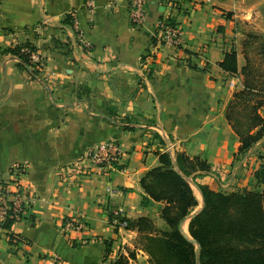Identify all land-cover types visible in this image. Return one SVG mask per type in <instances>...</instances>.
I'll list each match as a JSON object with an SVG mask.
<instances>
[{"label":"crops","instance_id":"crops-1","mask_svg":"<svg viewBox=\"0 0 264 264\" xmlns=\"http://www.w3.org/2000/svg\"><path fill=\"white\" fill-rule=\"evenodd\" d=\"M86 1L0 0V187L13 192L17 181L34 200L9 229L0 224V264H113L120 256L149 264L143 235L114 230L108 216L121 210L167 230L162 203L141 205V179L162 154L205 161L209 171L194 180L213 191L248 183L237 177L245 169L234 163L240 143L226 111L243 88L241 70L262 71L264 0H174L172 10L171 0H146L139 26L130 23V0H90L93 11ZM72 11L86 53L69 47ZM168 16L180 32L178 46L157 29ZM21 44L35 49L37 76L2 53ZM231 51L235 74L219 67ZM259 114L264 119V108ZM110 139L121 148L112 169L85 178L60 172ZM68 220L86 229L66 231ZM11 237L25 243L12 245Z\"/></svg>","mask_w":264,"mask_h":264},{"label":"trees","instance_id":"trees-1","mask_svg":"<svg viewBox=\"0 0 264 264\" xmlns=\"http://www.w3.org/2000/svg\"><path fill=\"white\" fill-rule=\"evenodd\" d=\"M166 22L175 25L169 16ZM24 48L35 51L31 45L21 44L8 47L2 53L18 59L17 66L25 69L30 65L28 54L21 52ZM259 54L262 71H253L248 65L241 70L243 88L233 94L226 111V120L239 139L238 153L250 150L264 138V119L259 114L264 108V46L259 48ZM219 67L235 74L236 53H226ZM208 171L209 165L199 157L189 159L180 153L173 159L162 154L159 166L141 179L145 193L141 205L151 201L162 203L159 218L167 230L156 232L153 222L146 217L136 220L125 217L122 221L126 223L125 230H136L143 235L149 264H197V259L199 264H264V165L254 173L260 191L226 194L196 184L193 175ZM187 179L197 186L203 200L202 210L187 223L189 239L181 224L195 211L198 201ZM113 218V213L109 214V223ZM14 222L7 219L2 228L9 229ZM109 247L107 243L106 253ZM128 256L134 258L131 252ZM113 264L129 263L126 257L120 256Z\"/></svg>","mask_w":264,"mask_h":264},{"label":"built area","instance_id":"built-area-1","mask_svg":"<svg viewBox=\"0 0 264 264\" xmlns=\"http://www.w3.org/2000/svg\"><path fill=\"white\" fill-rule=\"evenodd\" d=\"M175 5L174 0L168 2V6L171 10L175 8ZM84 7L90 11L94 10L93 2L90 0L84 3ZM145 11L146 0H130L128 14L131 25L139 26L143 24ZM166 18L161 19L157 23V29L168 44L171 46H178L180 43V32L175 25H169L166 22ZM68 19L70 49L81 53L88 52L90 46L84 40L83 32L76 16V11L70 12L68 14ZM45 22L47 21L45 20ZM21 52L28 54L30 67H26L25 70H28L32 75L37 76L39 74V69L41 68V62L37 58L35 51H30L28 48H24ZM16 60L19 62L18 59ZM120 155L121 148L117 140L110 139L90 148L77 163L62 168L60 172L65 174V176L70 174L77 178H85L89 175L102 172L103 170L112 169L118 163ZM21 174V166H15L12 170V176L17 179ZM13 183L15 188L13 192H9L0 187V224H3V222L9 218L13 219L15 222L19 221L25 215L27 209L34 203L32 197L23 192L17 181H14ZM122 213L121 210H117L113 213L114 218L109 225L114 230H122L126 227V223L122 221V219L125 218ZM85 229V225L79 221L68 220L64 223V230L66 231L82 232ZM11 242L12 245L25 243L24 240L19 237L12 238Z\"/></svg>","mask_w":264,"mask_h":264},{"label":"rangeland","instance_id":"rangeland-1","mask_svg":"<svg viewBox=\"0 0 264 264\" xmlns=\"http://www.w3.org/2000/svg\"><path fill=\"white\" fill-rule=\"evenodd\" d=\"M262 139H264V138H262ZM234 161H235L234 163H236L235 165L237 166L238 171L241 170V168H239L241 166H243V168L245 169V171L244 172L241 171L242 173H239L237 175V177L244 178V181L247 180V182H248V183H246L247 186L246 187H236V189L233 191L227 190V188H220L219 191H215V192H222V193L227 194V193H231V192H239L242 190L260 191L261 188H259L257 186V182L254 179V173L261 165H264V143L259 144V145L256 143L250 150H248L244 153H238L237 152L235 154ZM229 177H230V173H228V174L223 173L222 178L228 179ZM233 178H234V180H236L235 179L236 176L232 177V179ZM195 181H196V184H198L199 186H204V185H201L203 182H201L199 180H195ZM228 181H229V179H228ZM248 186L250 187V189L248 188ZM195 187H192V190H193V193H194V195L198 201V206L195 209V211H196L200 208L201 197H200V194L197 190L198 189L197 186H195ZM206 187L208 188V186H206ZM186 229H187V224L185 226V231H186ZM142 242L144 243V247H145L147 245V242L145 240H143ZM148 263H149V256H148Z\"/></svg>","mask_w":264,"mask_h":264},{"label":"water","instance_id":"water-1","mask_svg":"<svg viewBox=\"0 0 264 264\" xmlns=\"http://www.w3.org/2000/svg\"><path fill=\"white\" fill-rule=\"evenodd\" d=\"M161 10H163V8H160ZM187 181H188V183L190 184V186L191 187H195V185L193 184V182L190 180V179H187ZM196 188V187H195ZM198 190V189H197ZM199 192V191H198ZM199 194H200V192H199ZM200 197H201V204H202V206L198 209V210H196L195 212H193L182 224H181V230L183 231V233H184V235H185V237L187 238V239H189V236H188V233L187 232H185L183 229H182V226L185 224V223H188V221L191 219V218H193L197 213H199L201 210H202V208H203V200H202V196H201V194H200ZM197 264H199V262H198V259H197Z\"/></svg>","mask_w":264,"mask_h":264}]
</instances>
